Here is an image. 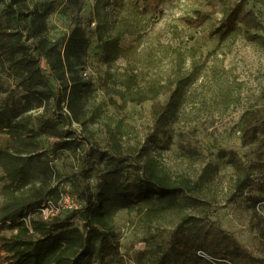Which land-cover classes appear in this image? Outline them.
<instances>
[{"label":"trees","instance_id":"trees-1","mask_svg":"<svg viewBox=\"0 0 264 264\" xmlns=\"http://www.w3.org/2000/svg\"><path fill=\"white\" fill-rule=\"evenodd\" d=\"M68 1L73 8L68 30L50 38V6L42 8L32 0H0V132L9 137L0 149L5 181L0 222L13 230L0 244V264H108L120 255L114 222L118 211L136 210L149 226L202 201L199 183L190 177L176 180L160 170L149 145L135 151L103 146L89 126L103 118L106 102L125 107L166 94V100L154 107L152 136L167 133L188 106L196 105L193 87L205 75L208 60L195 44L189 46L180 37L182 30L175 26L170 28L179 42H150L140 56L121 66L117 62L127 50L122 37L146 31L148 6L141 8L130 1V14L110 31L100 13L111 0H94L85 13L78 0ZM245 1L225 8L223 27L233 29L242 19L247 36L264 42L262 35L249 32L258 22L244 11ZM194 14L187 19L190 28L205 18L200 10ZM94 35L102 44V63L88 75L85 56ZM42 135L48 137L46 148L38 140ZM248 135L251 141L257 138L256 132ZM64 150L76 154L69 193L50 182L55 175L52 155ZM252 167L248 159L236 183L240 191L254 182ZM259 183L264 190V178ZM66 196L73 206L49 218L39 212L46 201L58 203ZM256 201H264V196ZM192 222L193 215H182L166 237L148 233L137 260L144 264H264V257L237 238L225 241L187 231L186 225Z\"/></svg>","mask_w":264,"mask_h":264},{"label":"rangeland","instance_id":"rangeland-1","mask_svg":"<svg viewBox=\"0 0 264 264\" xmlns=\"http://www.w3.org/2000/svg\"><path fill=\"white\" fill-rule=\"evenodd\" d=\"M32 1L42 8H52L48 18L50 38L67 32L73 12L68 0ZM130 1L111 0V5L101 10L108 30H114L117 23L130 14ZM134 1L141 8L144 4L148 6L149 26L141 34L122 37L126 57L117 64L125 66L128 59L140 56L139 52L150 42H179L180 39L172 35L174 29L170 28L178 26L182 30L180 37L184 36L189 46L195 44L203 59L208 60L205 75L193 87L196 105L188 106L187 115L175 122L167 133L157 136H152L154 107L166 100V94L140 104L129 102L125 107L106 102L103 118L89 128L103 146L119 149L120 145L121 150L135 151L142 144L149 145L160 170L173 179L190 177L199 183L198 197L202 201L198 206L191 205L156 219L149 226L136 210L118 211L114 222L120 255L108 264H144L136 256L146 247L148 233L156 238L166 237L181 216L187 214L194 216V222L186 225L187 231L211 234L225 241L237 238L264 257V219L261 218L264 217V201H256L264 196L259 183V179L264 178V42L247 36L242 19L233 29L223 27L225 8L235 6L239 0ZM93 4L94 0H78L83 13L91 10ZM195 10L202 11L205 18L190 28L187 19L194 17ZM244 11L258 22L249 32L264 37V0L245 1ZM102 56V44L94 35L85 56L88 75L93 73L94 65L102 63ZM101 98L106 99L104 93ZM248 111L251 114L244 118ZM248 132H256L257 138L251 141ZM38 140L44 148L48 146V137L42 135ZM8 141V135L0 132V149ZM52 156L55 175L50 182L59 183L61 189L69 193V177L76 164V154L64 150ZM248 159L253 163L254 182L240 191L236 183ZM4 186V171L0 166V207L5 199ZM12 232L0 222V244ZM2 258L0 251V262ZM93 264L106 263L93 261Z\"/></svg>","mask_w":264,"mask_h":264},{"label":"built area","instance_id":"built-area-1","mask_svg":"<svg viewBox=\"0 0 264 264\" xmlns=\"http://www.w3.org/2000/svg\"><path fill=\"white\" fill-rule=\"evenodd\" d=\"M74 204L75 203L70 198V196H66L63 200H61L58 203L53 202L52 200H48L42 205L41 208H39V212H41V214L44 218H49L50 216H53V215L59 213L62 209L69 208V207L73 206ZM26 220L29 221L30 216H28V218H26ZM200 254L203 256L206 255L202 251L200 252Z\"/></svg>","mask_w":264,"mask_h":264}]
</instances>
